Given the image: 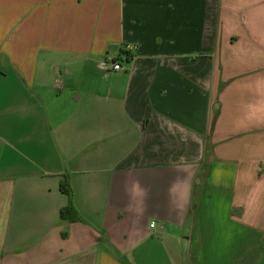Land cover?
<instances>
[{
	"label": "crops",
	"instance_id": "obj_1",
	"mask_svg": "<svg viewBox=\"0 0 264 264\" xmlns=\"http://www.w3.org/2000/svg\"><path fill=\"white\" fill-rule=\"evenodd\" d=\"M0 264H264V0H0Z\"/></svg>",
	"mask_w": 264,
	"mask_h": 264
},
{
	"label": "trees",
	"instance_id": "obj_2",
	"mask_svg": "<svg viewBox=\"0 0 264 264\" xmlns=\"http://www.w3.org/2000/svg\"><path fill=\"white\" fill-rule=\"evenodd\" d=\"M127 58V57H126ZM60 190L68 197V203L66 206L60 209L59 215L61 219H67L69 221L79 220L80 216L78 211L72 202V190L67 175L64 176L59 183Z\"/></svg>",
	"mask_w": 264,
	"mask_h": 264
},
{
	"label": "built area",
	"instance_id": "obj_3",
	"mask_svg": "<svg viewBox=\"0 0 264 264\" xmlns=\"http://www.w3.org/2000/svg\"><path fill=\"white\" fill-rule=\"evenodd\" d=\"M135 47V45L132 44H125L124 46V52L125 54V58L129 55V52L131 51V49H133ZM97 67L101 70H106V71H115V70H119L121 68V64L118 60H114L113 58H103L101 60H99L97 62ZM150 226L153 227L154 226V221H151Z\"/></svg>",
	"mask_w": 264,
	"mask_h": 264
}]
</instances>
